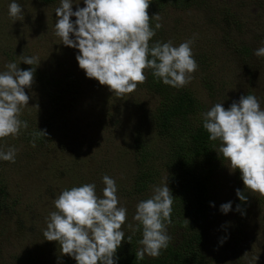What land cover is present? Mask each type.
<instances>
[{
  "label": "rangeland",
  "instance_id": "rangeland-1",
  "mask_svg": "<svg viewBox=\"0 0 264 264\" xmlns=\"http://www.w3.org/2000/svg\"><path fill=\"white\" fill-rule=\"evenodd\" d=\"M11 2L0 0V72L7 71L6 65L11 62L21 70L30 69L22 59L34 56L38 61L30 67L37 68L42 79L34 73L32 87L25 89L30 99L22 106L20 119L27 121L28 127L21 128L16 137L0 139V150H18L15 163L0 160V192L6 196L0 194V264H67L75 259L63 255L59 243L47 241L43 235L47 218L56 211L54 200L63 190L94 183L97 195L102 196L103 176L113 178L120 205L127 208V220L122 225L125 232L138 222L133 219L138 202L153 195V186L166 184V163L151 156L159 172L153 176L156 181L142 193L131 194L130 190L137 170L136 134L145 147L162 144L165 148L161 157L168 155L167 138L149 124L159 98L143 84L118 97L107 86L87 78L76 60L78 50L63 45L56 35L55 10L61 0L51 4L16 0L22 6L18 20L9 15ZM72 2L74 11L76 4L84 6L83 0ZM252 8L257 13L249 19ZM159 16L173 46L194 37V58L198 61L207 57L214 62L216 77L224 83H216L213 96L203 91L200 94L207 110L216 103L227 108L247 94L255 95L264 110V57L254 55L255 49L264 47V0H206L200 7L196 4L182 11L168 7ZM224 18L231 26L227 27ZM191 75L187 85L202 90L195 80L196 72ZM45 120L49 121L48 127ZM34 129L45 130L48 141L35 142L33 147V139L27 136ZM218 171L209 208L212 230L208 236L219 255V264L240 260L264 264V203L257 200L263 205L254 203L244 215L233 205L223 213L220 205L232 202L238 184L243 182L241 177L235 178L240 176L239 170L233 172L224 157ZM251 193L264 199L259 193ZM224 237L227 239L221 244ZM228 239L234 244L228 245Z\"/></svg>",
  "mask_w": 264,
  "mask_h": 264
},
{
  "label": "clouds",
  "instance_id": "clouds-1",
  "mask_svg": "<svg viewBox=\"0 0 264 264\" xmlns=\"http://www.w3.org/2000/svg\"><path fill=\"white\" fill-rule=\"evenodd\" d=\"M151 0H83V7L72 0H61L55 10L56 35L62 44L77 49L76 60L86 77L105 85L118 97L129 94L139 84L145 83L146 69L165 85L182 88L192 80V73L198 69L193 56L194 37L173 46L171 41H149L162 27L156 23L150 26L158 13L150 16ZM9 15L18 20L22 6L12 0ZM75 17V20L72 19ZM254 55L264 57V47L254 50ZM22 61L28 65L37 63L38 57L26 56ZM7 71L0 72V139L16 137L21 128L28 127L20 119L22 106L29 104L30 89L35 71L21 70L16 63L6 65ZM203 127L210 134L209 139L220 141L219 152L230 163V169L239 170L244 188L264 196V110L253 94L241 95L229 107L216 103L203 113ZM45 135V130L34 134L35 138ZM18 150H0V160L15 163ZM105 187L98 196L94 183H85L63 190L54 200L56 211L47 218L43 235L47 241H56L63 255L75 259L76 264H117L116 255L125 233L122 225L127 220V208L120 205L116 181L103 176ZM240 201L248 197L236 189ZM173 194L168 183L153 186V195L138 202L133 217L142 225L143 246L135 253L139 259L145 255L158 258L171 240L167 226L171 224ZM232 209V202L220 205L223 213ZM236 210H241L240 205ZM189 221V220H188ZM227 237L220 240L223 244ZM130 242L131 237L127 238Z\"/></svg>",
  "mask_w": 264,
  "mask_h": 264
},
{
  "label": "trees",
  "instance_id": "trees-1",
  "mask_svg": "<svg viewBox=\"0 0 264 264\" xmlns=\"http://www.w3.org/2000/svg\"><path fill=\"white\" fill-rule=\"evenodd\" d=\"M38 1L43 4H51L56 0ZM205 1L151 0L148 12L150 16L156 13L162 15L168 7H174L182 11L196 4L197 7H200L201 3L204 4ZM226 12L227 16L231 17L229 11L226 10ZM256 13V8H252V14L248 18H254ZM158 22L161 23L152 17L150 26L155 29ZM223 22L227 24V27L231 26V23L225 18ZM169 40L161 27L156 30V35L149 41V45L151 46L156 41L163 43ZM245 50L247 52L249 48H245ZM197 62L199 66L195 80L202 90L195 91L193 87L188 85L182 88L165 85L159 78L153 76L151 69H149L147 79L143 83L148 91L156 94L159 98L158 104L151 114L149 124L155 127L157 133L167 138L165 146L168 155L161 157V154L164 153L163 148H165L162 144L154 148L145 147V145H142V140L140 142V135L136 134L133 139L138 141L139 148L134 156L137 170L130 190L131 194L142 193L150 183L156 181L153 176L159 174V172L150 160L151 156L154 159H162L166 163L163 167L169 173L166 183H168L174 196L172 222L167 229L171 240L168 247L161 250L158 258L145 255L144 259H139L135 256V253L142 248L139 241L142 239L143 229L142 225L139 226V229L137 228L139 224L137 222L135 227L124 232L125 240L122 241L116 254L119 257L117 264H219V255H217L214 248L215 245L212 244L213 240L211 242L208 236L212 230L208 219L209 208L213 201L212 191L215 186L216 175L219 172V166H222L223 156L219 152L220 141L210 140V134L203 127V113L207 111V107L201 99L203 96L200 94L203 91L205 95L213 96L215 95L214 86L217 85L216 83L223 85L224 82L216 77L212 60L205 57V59ZM30 66L29 68H32L35 74L38 75L37 78L42 79L39 70L34 66ZM59 82L58 80L57 83ZM249 82L247 80L246 84H249ZM66 85L72 88L70 84ZM51 96H55V93H51ZM45 123L48 127L49 121L45 120ZM38 132L39 130L34 129L33 133L27 137L34 139V134ZM160 135L159 138H161ZM47 136L40 135L35 138V142L43 144L46 140L48 141ZM237 177L241 176L235 175V178ZM237 187L244 191L248 199L242 202L235 194L234 199H232L235 210L236 206L240 205L241 210L248 213L254 203L258 207L263 205L258 204L257 200L264 203V199L255 197L249 189L244 188L243 183L238 184ZM0 194L1 197H6L3 192H0ZM0 206L1 210L3 204H0ZM128 237H131L130 242L127 240ZM230 243L234 244L233 241L228 239V245ZM67 264H76V261ZM223 264L233 263L224 262ZM234 264H247V262L240 260Z\"/></svg>",
  "mask_w": 264,
  "mask_h": 264
}]
</instances>
